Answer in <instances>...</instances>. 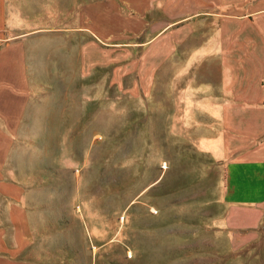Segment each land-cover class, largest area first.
<instances>
[{
	"label": "rangeland",
	"instance_id": "374dc122",
	"mask_svg": "<svg viewBox=\"0 0 264 264\" xmlns=\"http://www.w3.org/2000/svg\"><path fill=\"white\" fill-rule=\"evenodd\" d=\"M87 1L23 3L31 31L41 29L27 58L54 92L32 125L15 130L16 139H31L25 159L58 188L47 193L61 217L47 225L57 232L48 264H264V234L250 241L234 232L222 223L224 206L221 227L204 222L214 195L194 187L198 168L183 161L193 147L182 144L192 133L184 115L166 106L167 92L181 91L188 72L181 46L173 58L165 45L151 49L152 35L131 34L87 47L79 32Z\"/></svg>",
	"mask_w": 264,
	"mask_h": 264
},
{
	"label": "crops",
	"instance_id": "0c3cea01",
	"mask_svg": "<svg viewBox=\"0 0 264 264\" xmlns=\"http://www.w3.org/2000/svg\"><path fill=\"white\" fill-rule=\"evenodd\" d=\"M27 1L0 0V264H48L57 232L47 225L61 223L47 195L58 188L46 185L45 168L25 159L30 137L15 136L16 125H32L34 115L43 113L42 99L54 95L27 58L28 45L37 43L41 30L31 31L25 22ZM82 11L81 31L77 13L66 17L74 19L76 34L89 39L87 47L96 39L105 43L131 34L152 35L151 49L156 53L165 45L173 58L181 46L188 72L181 91L167 92L166 106L168 114L184 115L183 125L192 133L182 144L193 147L183 161L198 168L191 176L200 178L194 187L214 195L204 222L221 227L224 206L222 223L250 241L259 239L264 234V0H90ZM62 17L54 15L55 21ZM166 199L173 212L174 195Z\"/></svg>",
	"mask_w": 264,
	"mask_h": 264
}]
</instances>
